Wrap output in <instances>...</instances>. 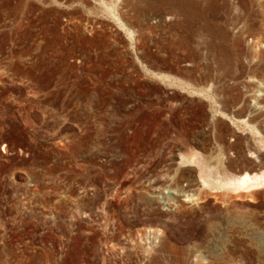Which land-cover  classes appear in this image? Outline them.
<instances>
[{"label": "rangeland", "instance_id": "rangeland-1", "mask_svg": "<svg viewBox=\"0 0 264 264\" xmlns=\"http://www.w3.org/2000/svg\"><path fill=\"white\" fill-rule=\"evenodd\" d=\"M200 159L264 172V0H0V264H264Z\"/></svg>", "mask_w": 264, "mask_h": 264}, {"label": "bare ground", "instance_id": "bare-ground-1", "mask_svg": "<svg viewBox=\"0 0 264 264\" xmlns=\"http://www.w3.org/2000/svg\"><path fill=\"white\" fill-rule=\"evenodd\" d=\"M221 153H222V151H221ZM195 158H196V156H195ZM221 164H222V160H221ZM199 165L201 167V174L206 173V172L208 174V175H205V176H208L207 178L206 177L205 178L202 177V180H201L202 181L201 183L203 184V187L207 188V190H208V188H211V189L212 188H218V189L221 190V192H223L222 195L236 194L237 197H239V196H241L242 193L252 194L257 189H260V188L262 189L264 187V172H262V173H253V174L249 173V172H246L243 175H239V177H237L234 174L233 175L230 174L226 169H224L223 172H222L221 169H220L221 171L218 169V170H216L217 178L215 177V174L213 173L214 177L216 178V180H215L214 178L213 179L210 178V175H211V174L209 175L210 167L212 168L213 166H211L210 163L207 160L200 159ZM219 165H220V162H219ZM212 172H215V171L212 170ZM215 192H217V191H215ZM221 192H219V193H221ZM191 195L194 196V194H191ZM222 195H220V196H222ZM196 197L197 196H195V198ZM214 197H217V196H214ZM192 198L193 197H191V199ZM195 198H193V199H195Z\"/></svg>", "mask_w": 264, "mask_h": 264}]
</instances>
